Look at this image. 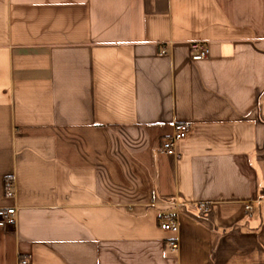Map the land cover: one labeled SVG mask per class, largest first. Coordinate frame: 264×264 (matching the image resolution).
Listing matches in <instances>:
<instances>
[{
	"label": "crops",
	"instance_id": "obj_1",
	"mask_svg": "<svg viewBox=\"0 0 264 264\" xmlns=\"http://www.w3.org/2000/svg\"><path fill=\"white\" fill-rule=\"evenodd\" d=\"M8 208L0 264H264V0H0Z\"/></svg>",
	"mask_w": 264,
	"mask_h": 264
},
{
	"label": "built area",
	"instance_id": "obj_2",
	"mask_svg": "<svg viewBox=\"0 0 264 264\" xmlns=\"http://www.w3.org/2000/svg\"><path fill=\"white\" fill-rule=\"evenodd\" d=\"M208 48L203 42H195L191 44V59L193 61H200L205 59L208 56ZM164 54L165 51H162ZM189 124L187 123H178L175 124L173 127V133L170 137L166 138L161 143V151L169 156L175 157L176 159L179 158V155L176 152V144L178 141L183 140L186 138L189 132ZM250 209L249 206L246 207ZM200 210L202 212H206V206H200ZM16 223V210L14 208L8 209H0V227L6 228L10 226H14ZM160 229L166 232H170L172 234H177L178 232V224L175 219H168L161 223ZM169 248L172 251L177 249V240L172 239L169 243ZM19 264H29L27 260H19Z\"/></svg>",
	"mask_w": 264,
	"mask_h": 264
}]
</instances>
